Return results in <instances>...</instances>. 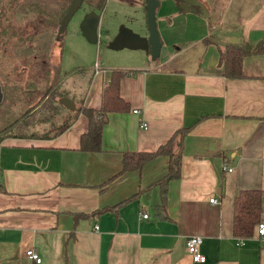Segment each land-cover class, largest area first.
Returning <instances> with one entry per match:
<instances>
[{
    "label": "crops",
    "instance_id": "crops-1",
    "mask_svg": "<svg viewBox=\"0 0 264 264\" xmlns=\"http://www.w3.org/2000/svg\"><path fill=\"white\" fill-rule=\"evenodd\" d=\"M174 1L172 15H200ZM204 1L211 5L205 17L209 27L229 30L215 35L219 47L229 36L251 45L264 37V0H255L258 8L246 19L237 8L227 18L234 0ZM87 20L97 28L98 17ZM210 35L208 30L199 37L207 53L198 54L194 66L174 64L182 48L167 49L157 61L160 53L151 59L146 43L121 44L128 52L112 69L126 71L119 94L128 109L108 113L98 150L79 148L88 127L83 113L60 133L0 139V264H264V239L254 231L246 237L232 232L238 191L264 192V53L244 55L242 75L228 77L218 63V45L203 41ZM102 72L94 66L82 88V105L100 107L109 78ZM48 127L40 122L30 129ZM181 127L188 130L180 175L168 181L161 209L160 188L149 185L166 173L167 157L121 171L123 152L154 150ZM212 197L216 201H209ZM191 235L202 238V262L186 250ZM27 248L38 252L39 263L25 255Z\"/></svg>",
    "mask_w": 264,
    "mask_h": 264
},
{
    "label": "rangeland",
    "instance_id": "rangeland-1",
    "mask_svg": "<svg viewBox=\"0 0 264 264\" xmlns=\"http://www.w3.org/2000/svg\"><path fill=\"white\" fill-rule=\"evenodd\" d=\"M69 2L70 0H0V26L14 24L21 29L11 38H4L3 42L0 39V136L4 133H17L19 130L21 132L19 122L22 116L34 109L36 111L40 102H37V99L46 90L50 102L54 101V88H57L64 89L74 98L75 107L81 105L82 88L93 75L95 64L103 70L105 77L112 67L118 68L117 65L121 64L122 55L128 52L125 46L132 47L140 42L147 44L145 0H104L102 7L99 6L101 0H82L66 25L59 24L54 33V13L60 15ZM206 3L208 7L211 6L210 2ZM173 5L174 0H159L155 13L161 42L157 61L163 59L167 49L182 48L181 52L175 54L177 58L174 64L194 66L197 55L203 51V54L207 53L206 45L199 37L210 30L212 35L209 40H217L216 34L221 35L229 30L226 26L211 28V19L193 15L191 12L182 11L172 15L170 11ZM235 8L240 11L241 17L246 19L248 14L258 8V4L255 0H234L227 13L228 19L233 17ZM196 10L199 12L198 8ZM47 12L51 13L52 25L46 19L44 21L48 24L45 25L31 21L32 18L39 20L38 18L45 16ZM90 14L99 18L95 42H89L82 29L85 18ZM124 27L144 33L145 38L127 34L123 30ZM0 31L4 35L2 29ZM57 41L62 45L59 67L57 55L54 54V48L59 46ZM121 44L125 46L121 47ZM131 52L139 51L132 49ZM28 63L34 66L33 70L24 68V73H20L23 66L29 67ZM33 89L35 91H32ZM68 112L66 108H61L54 110L53 115L40 109L32 122H37L38 119L46 121L53 115L55 123L62 124L67 120ZM45 123L49 124L48 121ZM54 131L52 128L46 133L53 134ZM42 133L35 132L39 135Z\"/></svg>",
    "mask_w": 264,
    "mask_h": 264
},
{
    "label": "trees",
    "instance_id": "trees-1",
    "mask_svg": "<svg viewBox=\"0 0 264 264\" xmlns=\"http://www.w3.org/2000/svg\"><path fill=\"white\" fill-rule=\"evenodd\" d=\"M181 1V0H178ZM203 4L207 9L206 2L202 0ZM104 0H101L99 6H102ZM67 7L57 16L54 13V33L56 27L59 25V21L63 14L65 13ZM51 13H46L45 16L38 18L39 20H35L34 18L31 19L34 23H39L41 25L48 24L44 21L46 19L48 22L51 21ZM51 24V22H50ZM52 25V24H51ZM0 29H2L4 35L0 31V39L2 42L5 39H9L17 31L21 29L14 24L10 25H1ZM58 30V29H57ZM10 31V32H9ZM58 31H56V34ZM210 36H205L203 41L205 43L213 42L218 45L219 49V57L218 63L223 67V74L228 77H239L242 75L241 71V63L242 57L246 54L252 53H264V37L260 39L254 45L248 44L246 42H239V43H230L224 42L223 48L219 47L220 43L215 40H209ZM7 42V40H5ZM29 64V63H28ZM33 65L29 64V67L23 66V70L20 73H24V68L28 70H33ZM126 73V71L121 69H112L109 73V78L104 83L102 87V94H101V105L99 108L79 105L75 107L73 110L67 109L68 116L66 117V121L62 124H56L53 118L54 110H59L61 108H65L62 104L58 102V99L62 96H69L74 99L72 96L67 93V91L60 90L54 88V101L50 102L48 91L46 90L44 93L39 95L37 102H39L38 108L28 113H25L21 121L19 122V127H21V132L12 133L13 135H39L35 134L37 130L30 129V127L38 125L40 122H49V128L42 130L44 133L40 135H51L47 134L46 131L51 130L52 128L55 130L53 134L60 133L64 131L66 128L69 127L71 122L75 119L78 113H83L88 120V127L87 130L82 132L79 137V148L83 150H98L100 149V136L102 126L107 121V115L111 111H124L128 109V103H126L119 94V80L120 78ZM35 75H33V78ZM35 83V82H32ZM26 84V82H25ZM36 84V83H35ZM37 85V84H36ZM38 87V85L36 86ZM32 91H35L34 89ZM31 91V93H32ZM30 94V92L28 93ZM45 97V98H44ZM44 98V99H43ZM43 99V100H42ZM30 101V99H28ZM31 109V108H30ZM27 109V110H30ZM40 109L47 110L51 112V119L44 121L43 119H38L37 122L33 120L36 117V114L40 111ZM22 128H28L22 129ZM187 127H181L175 130L171 136L163 143L158 145L154 150H141V151H124L123 152V163L121 171L127 170H134L139 169L142 167L144 163L149 161L150 159L158 156V155H165L167 157V171L164 175L160 178L153 181L149 186H158L160 188L161 193V201L158 206L161 209H164L165 205V193H166V186L170 179L178 178L180 175V167H181V152H182V138L184 134L187 132ZM39 133V131H37ZM11 133H4L0 136V139L4 135H10ZM148 186V187H149ZM264 196V192L261 189H240L238 194L234 197L233 202V222H232V232L235 236L246 237L250 236L255 228L257 221L260 219V215L262 212V199ZM122 202L116 204L113 208H116L117 205H120ZM107 209V208H102ZM101 209V210H102ZM99 211V210H98Z\"/></svg>",
    "mask_w": 264,
    "mask_h": 264
},
{
    "label": "water",
    "instance_id": "water-1",
    "mask_svg": "<svg viewBox=\"0 0 264 264\" xmlns=\"http://www.w3.org/2000/svg\"><path fill=\"white\" fill-rule=\"evenodd\" d=\"M82 0H70L69 5L61 17L59 24L61 26L66 25L69 18L72 16L73 12L80 6ZM159 3V0H145V10H146V20H147V28H148V36L146 38L147 44L150 49L151 59H156L160 53L161 42L158 36V31L156 28V21H155V9ZM180 6L184 10H191L195 11L196 8L199 9L200 15L206 17L208 15V10L206 9L205 5L200 0H181ZM92 17V15H88L82 25L83 33L86 39L89 42H95L97 39V32H96V23L95 21H89L87 18ZM230 43H239L240 38L236 36H230L227 40ZM2 98V91L0 87V101ZM58 102L65 106L69 110H73L75 108V104L73 99L62 96L58 99Z\"/></svg>",
    "mask_w": 264,
    "mask_h": 264
},
{
    "label": "built area",
    "instance_id": "built-area-1",
    "mask_svg": "<svg viewBox=\"0 0 264 264\" xmlns=\"http://www.w3.org/2000/svg\"><path fill=\"white\" fill-rule=\"evenodd\" d=\"M94 66H95V72H98L99 71L98 65L95 64ZM132 111L138 112V109L135 108ZM223 168L225 169L226 167H223ZM226 169L229 170L230 168L228 167ZM209 201L213 202V201H216V199L212 197L209 199ZM142 216L146 217L147 214L144 213V214H142ZM95 227H97V226H95ZM254 232L258 238L264 239V210H262L261 215H260V219L257 221V223L255 225ZM239 239L241 240V238H239ZM201 240H202V238L200 235H191L186 240V250H187L188 254H190L191 259L193 261L202 262L205 260V256L200 251ZM24 253L29 259H32L36 263H39L41 261L40 255L33 248H27Z\"/></svg>",
    "mask_w": 264,
    "mask_h": 264
}]
</instances>
